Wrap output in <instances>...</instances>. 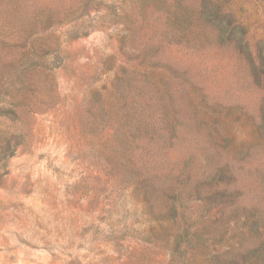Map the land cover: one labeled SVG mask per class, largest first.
Returning <instances> with one entry per match:
<instances>
[{
    "label": "rangeland",
    "instance_id": "obj_1",
    "mask_svg": "<svg viewBox=\"0 0 264 264\" xmlns=\"http://www.w3.org/2000/svg\"><path fill=\"white\" fill-rule=\"evenodd\" d=\"M201 2L40 0L44 11L0 15V264H260L249 251L263 236L240 226L264 193V90L203 30ZM232 2L252 45L264 48L259 0ZM152 48L168 77L155 75V89ZM28 62L40 66L26 71ZM188 77L218 113L211 142L212 128L184 121L206 117L179 96ZM139 108L146 127L163 135L154 149L170 161L190 152L193 174L206 183L230 162L223 170L239 192L237 212L186 201L185 229L169 222L157 232L163 238L149 236L130 173L139 158L158 162L159 152L139 153ZM177 241L179 257L171 253Z\"/></svg>",
    "mask_w": 264,
    "mask_h": 264
},
{
    "label": "trees",
    "instance_id": "obj_2",
    "mask_svg": "<svg viewBox=\"0 0 264 264\" xmlns=\"http://www.w3.org/2000/svg\"><path fill=\"white\" fill-rule=\"evenodd\" d=\"M39 1L40 0H0V15L3 13L14 15L17 13L21 14L28 10L34 12L46 10L45 8H41ZM232 3V0H202L197 20L200 21L204 31L212 33L214 40L220 47H224L228 51L236 53L238 58L241 59L240 64L247 67L253 85L258 89L264 90V48L262 46L252 45V41L249 37V29L240 19H236L233 12L234 5ZM259 7L261 8V13L264 15V0H259ZM49 10L51 9L49 8ZM151 50L152 62H150L149 68L153 76V83L151 86L152 89H155V84L157 82L154 78L155 75L160 78L158 81H166L168 77H165V72L159 68V66H166L161 64V58L155 55L156 49L152 48ZM26 65H28L27 68L25 67L26 71L35 70L36 67L40 66L30 62ZM168 82L170 83V79ZM179 85L181 87L179 96L183 98L187 108H189L190 111L195 110L196 112L206 115V117L200 118L193 114L195 121L187 119H184V121H191L196 124L198 128H200V125L209 126L212 128V130L207 129L209 142H211L212 139H217L220 133L214 129L216 127L214 125L218 123V113L214 110L215 106L211 107L206 102L205 97L200 93L202 88L199 82L196 80L193 81L188 77L187 80L183 79ZM168 87V84H165V88L162 91L163 97L158 96L156 103L153 104L157 112L159 108L162 107L160 103L162 98H165V96L170 93V90H167ZM20 89L22 88L20 87ZM137 90L138 93L141 91L140 88ZM151 93L152 90H150V95ZM121 97L124 99L123 96ZM150 98L152 99V96H150ZM173 102L174 101H172V103ZM133 104H135V100ZM170 107L171 110H174L180 106L178 103L171 104ZM198 109H200V111ZM142 110V108L137 109V116L133 119L137 125L136 130L138 132V137H144L145 139V142L141 143L139 146V153L146 157L155 150L153 145L156 143H153L152 140L162 139L163 135L157 130H151L152 127H146L147 122L142 119L144 116ZM160 112L163 114L162 110H160ZM130 116L131 115H126V117ZM174 123L176 124V122ZM166 127H168L167 132L173 133L172 128L174 126L172 124ZM198 130L195 132V137H197ZM155 151L159 152L158 162L151 165L147 160L139 158L137 167L130 173L132 175L130 179L133 180L134 184L136 203L142 208L140 214L146 217L147 220H150L151 227L149 228V236H152L153 239L163 238V236H161L162 234L157 232L161 231L166 233L164 232L166 223L169 224V222H172L173 226H178V228L182 226L183 229L188 226L186 221L183 220L185 210L184 204L186 201L202 203L205 208L214 211L215 214H218L215 209L219 208V211H221L224 205L229 203L235 206L234 212H237L239 192L229 187V184H231L233 180L231 175L224 174V170H228L229 168L228 163L230 162L228 160L225 161L224 166L220 164L216 166L213 173L206 178L208 180V183H206L204 180H201L199 176L196 177V175L193 174V168L196 163L190 152L187 154L182 153V155H184L182 158L179 156L178 159L170 161L166 155L160 152V149H156ZM149 157L151 158L152 155L150 154ZM215 181H217L215 189L209 188V190H205L209 186V183ZM220 181H222V183L218 185ZM256 200L257 202L254 204L252 203L251 206H245L247 211L242 219L240 228L241 230H246V233L253 237H257L260 234L263 236L262 241L255 248L251 249L249 253L255 254V256L259 258L260 264H264V193L262 197L257 194ZM180 237L181 235L174 236V238L177 239ZM221 238L222 237H218L217 239L220 240ZM174 252L178 253V257L184 252L181 250L179 241L175 242L173 245L171 253L173 254ZM224 264H229V262L226 260Z\"/></svg>",
    "mask_w": 264,
    "mask_h": 264
}]
</instances>
